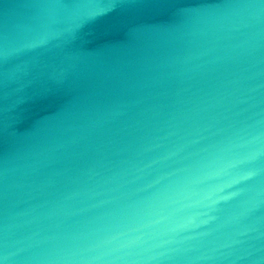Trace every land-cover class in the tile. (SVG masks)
Instances as JSON below:
<instances>
[{"label": "water", "instance_id": "95a60500", "mask_svg": "<svg viewBox=\"0 0 264 264\" xmlns=\"http://www.w3.org/2000/svg\"><path fill=\"white\" fill-rule=\"evenodd\" d=\"M0 264H264V0H0Z\"/></svg>", "mask_w": 264, "mask_h": 264}]
</instances>
